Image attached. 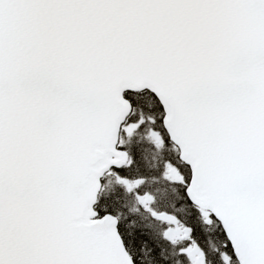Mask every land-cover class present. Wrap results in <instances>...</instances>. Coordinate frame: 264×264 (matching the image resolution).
I'll list each match as a JSON object with an SVG mask.
<instances>
[{
  "label": "snow or ice",
  "instance_id": "6c2138e0",
  "mask_svg": "<svg viewBox=\"0 0 264 264\" xmlns=\"http://www.w3.org/2000/svg\"><path fill=\"white\" fill-rule=\"evenodd\" d=\"M0 264H264V0H0Z\"/></svg>",
  "mask_w": 264,
  "mask_h": 264
}]
</instances>
